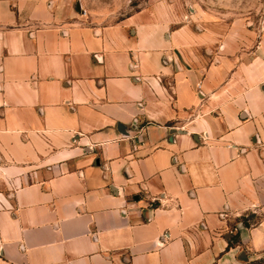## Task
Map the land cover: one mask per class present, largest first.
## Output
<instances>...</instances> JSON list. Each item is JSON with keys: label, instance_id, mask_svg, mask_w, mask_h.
<instances>
[{"label": "crops", "instance_id": "crops-1", "mask_svg": "<svg viewBox=\"0 0 264 264\" xmlns=\"http://www.w3.org/2000/svg\"><path fill=\"white\" fill-rule=\"evenodd\" d=\"M77 7L0 0V264L263 257L264 83Z\"/></svg>", "mask_w": 264, "mask_h": 264}, {"label": "rangeland", "instance_id": "rangeland-1", "mask_svg": "<svg viewBox=\"0 0 264 264\" xmlns=\"http://www.w3.org/2000/svg\"><path fill=\"white\" fill-rule=\"evenodd\" d=\"M83 24L105 28L143 16L167 28L185 29L182 52L206 70L220 61L242 83H264V0H74ZM246 222H249L246 220ZM239 264H246L240 260Z\"/></svg>", "mask_w": 264, "mask_h": 264}, {"label": "trees", "instance_id": "trees-1", "mask_svg": "<svg viewBox=\"0 0 264 264\" xmlns=\"http://www.w3.org/2000/svg\"><path fill=\"white\" fill-rule=\"evenodd\" d=\"M239 243H240V236L239 234H237L230 240L229 246L233 247L235 245H238ZM246 264H264V256L256 260L247 261Z\"/></svg>", "mask_w": 264, "mask_h": 264}, {"label": "water", "instance_id": "water-1", "mask_svg": "<svg viewBox=\"0 0 264 264\" xmlns=\"http://www.w3.org/2000/svg\"><path fill=\"white\" fill-rule=\"evenodd\" d=\"M80 5H78V9L80 10ZM240 260H242V261H244V262H247L248 261V258L246 257V255L245 254H242V256L240 257Z\"/></svg>", "mask_w": 264, "mask_h": 264}]
</instances>
